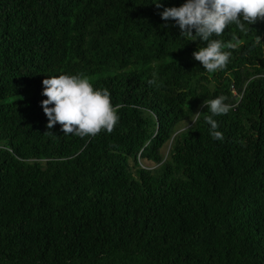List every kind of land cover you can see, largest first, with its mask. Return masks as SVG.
<instances>
[{"label": "trees", "instance_id": "obj_1", "mask_svg": "<svg viewBox=\"0 0 264 264\" xmlns=\"http://www.w3.org/2000/svg\"><path fill=\"white\" fill-rule=\"evenodd\" d=\"M159 2L0 0V264H264V21L213 37L240 45L209 74ZM77 74L111 134L47 132L42 81Z\"/></svg>", "mask_w": 264, "mask_h": 264}, {"label": "clouds", "instance_id": "obj_2", "mask_svg": "<svg viewBox=\"0 0 264 264\" xmlns=\"http://www.w3.org/2000/svg\"><path fill=\"white\" fill-rule=\"evenodd\" d=\"M156 7H162L157 0ZM164 21L172 20L180 29V35L199 39L206 46L199 47L192 53L193 58L209 73L224 70L230 62L232 51L240 45V40L233 34L231 40L224 42L220 37L229 25H235L240 32L247 33L245 25L264 21V0H186L179 7H166L160 13ZM167 27V24L164 25ZM259 39V37H258ZM150 84L154 81H149ZM41 101L47 117V128L57 124L64 135L80 138L95 137L101 132L111 134L119 122V106H113L107 89H96L86 76L60 75L48 77L42 81ZM227 97L221 95L205 100L201 107H207L205 122L210 125L209 134L214 140L223 141L224 136L217 131L216 116L227 114L232 105L226 104ZM201 113L197 112L198 117ZM45 132V133H47Z\"/></svg>", "mask_w": 264, "mask_h": 264}, {"label": "rangeland", "instance_id": "obj_3", "mask_svg": "<svg viewBox=\"0 0 264 264\" xmlns=\"http://www.w3.org/2000/svg\"><path fill=\"white\" fill-rule=\"evenodd\" d=\"M191 122V121H190ZM190 122H183L179 127H178V133L184 131L185 129L188 128V126L191 125ZM168 152H169V144L167 147L164 148L163 150V154L167 157L168 155ZM140 163L142 164V167H145V168H148V170H154L155 168L158 167L157 164L153 163V162H143V161H140ZM140 165V164H139Z\"/></svg>", "mask_w": 264, "mask_h": 264}, {"label": "built area", "instance_id": "obj_4", "mask_svg": "<svg viewBox=\"0 0 264 264\" xmlns=\"http://www.w3.org/2000/svg\"><path fill=\"white\" fill-rule=\"evenodd\" d=\"M138 163L140 164V167H141L143 170L148 169V168L142 167V164L140 163V161H139Z\"/></svg>", "mask_w": 264, "mask_h": 264}]
</instances>
